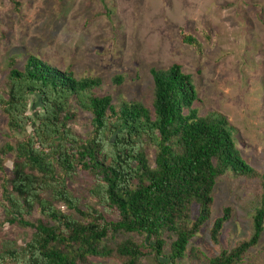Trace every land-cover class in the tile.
I'll use <instances>...</instances> for the list:
<instances>
[{"label": "trees", "instance_id": "obj_1", "mask_svg": "<svg viewBox=\"0 0 264 264\" xmlns=\"http://www.w3.org/2000/svg\"><path fill=\"white\" fill-rule=\"evenodd\" d=\"M181 42L197 45L190 35H183ZM149 74L151 111L137 102L114 105L108 95H92L99 79H77L32 56L22 70H9L0 108L9 130L25 136L0 150V171L4 155L13 152L15 158L1 201L6 222L30 228L33 235L22 247L2 246L0 264H78L89 256H116L122 264H139L146 255L143 247L156 263L175 264L209 219L216 181L226 173L256 175L240 157L228 120L220 114H197L190 76L180 66L150 69ZM122 81L121 76L112 78L116 85ZM32 103L38 108L28 114ZM79 109L90 114L85 140L65 126ZM28 126L32 128L26 133ZM148 145L154 148L152 165L145 154ZM78 171L91 178L89 194L99 209L80 210L70 195L68 182ZM258 178L259 203L248 240L207 264H239L257 244L264 228V169ZM44 191H50V199L41 196ZM53 202L78 218L61 213ZM34 209L48 221L23 218ZM106 211L116 219L106 218ZM229 218L230 209L222 208L209 230L212 243ZM115 234L141 235L142 247L125 240L112 249L106 241ZM164 234L173 237L166 255Z\"/></svg>", "mask_w": 264, "mask_h": 264}, {"label": "rangeland", "instance_id": "obj_2", "mask_svg": "<svg viewBox=\"0 0 264 264\" xmlns=\"http://www.w3.org/2000/svg\"><path fill=\"white\" fill-rule=\"evenodd\" d=\"M183 35L193 37L197 45L182 43ZM29 56L77 79H99L92 95H108L114 105L137 102L150 111L153 85L149 70L180 66L181 72L190 76L197 114H220L228 120L240 157L256 175L243 178L226 173L216 181L209 219L175 264H207L221 251L248 240L251 216L259 203L258 174L264 169V0H0L1 97L8 91L9 70H22ZM114 76H121L122 83L114 84ZM37 108L36 103L28 105V114ZM89 123L90 114L79 109L65 126L85 140ZM31 128L28 126L26 133ZM24 136L9 130L0 108V150ZM145 150L152 165L154 148L148 145ZM14 161L13 152L1 160L0 251L6 243L22 247L33 235L30 228L6 222L3 211L2 187L11 176ZM68 184L80 210L86 206L99 209L89 194L92 182L87 174L76 172ZM50 194L44 191L41 196L50 199ZM53 205L78 218L62 203ZM224 207L230 209V218L214 244L209 230ZM104 215L116 219L112 211ZM23 218L48 221L36 209ZM163 238L166 255L173 237L164 234ZM125 240L143 244V236L137 234L108 236L106 244L113 249ZM143 252L146 255L139 264H159L148 248L143 247ZM122 263L116 256H89L78 264ZM239 264H264V228Z\"/></svg>", "mask_w": 264, "mask_h": 264}]
</instances>
